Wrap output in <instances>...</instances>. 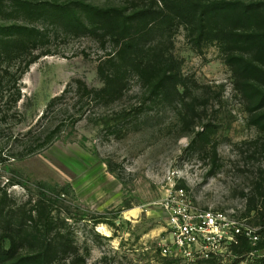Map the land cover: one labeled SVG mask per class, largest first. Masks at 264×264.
<instances>
[{
    "label": "rangeland",
    "instance_id": "rangeland-1",
    "mask_svg": "<svg viewBox=\"0 0 264 264\" xmlns=\"http://www.w3.org/2000/svg\"><path fill=\"white\" fill-rule=\"evenodd\" d=\"M32 1L68 4L84 16L90 6L120 8L128 17L157 4ZM4 18L0 24L43 35L35 51L41 57L28 71L26 61L0 62V197L31 210V200L47 194L75 241V264H187L161 254L167 233L160 203L174 171L183 172L178 185L202 207L228 211L255 233L263 229L264 134L235 90L226 47H198L175 25L144 30L139 61L122 54L111 62L119 48L96 25L80 31L49 18ZM103 73L118 80L116 94L101 92Z\"/></svg>",
    "mask_w": 264,
    "mask_h": 264
},
{
    "label": "trees",
    "instance_id": "trees-1",
    "mask_svg": "<svg viewBox=\"0 0 264 264\" xmlns=\"http://www.w3.org/2000/svg\"><path fill=\"white\" fill-rule=\"evenodd\" d=\"M156 1L155 8L137 10L127 17L120 8L90 6L84 16L68 4L32 0H15L8 4L7 0H0V16L6 21L18 14L33 19L49 18L68 30L87 31L91 25H96L114 39L119 48L111 62L120 59L122 54L130 57L131 63L137 61L147 47L142 42L146 29L153 32L184 26L198 47L206 42L226 47V63L233 71L235 90L256 112L253 124L264 134V88L259 87L264 85V0ZM42 35L40 30L27 26L0 24V62L3 59L26 61L25 70L28 71L41 57L35 51ZM153 65L151 61L150 67ZM103 78L101 92L116 94V77H106L103 73ZM176 85L174 80L173 87ZM57 100L54 98L49 107ZM49 191V195L56 193L53 188ZM47 198V194L42 193L35 202L31 200L33 208L26 210L7 194L0 197V264L76 263L78 251L68 232V224H60L55 218ZM262 217L257 218L263 227L255 233L258 240L242 236L233 247L237 256L234 264H264V255H254L264 251V214ZM23 249H30V252H23ZM208 264L220 263L210 261Z\"/></svg>",
    "mask_w": 264,
    "mask_h": 264
},
{
    "label": "built area",
    "instance_id": "built-area-1",
    "mask_svg": "<svg viewBox=\"0 0 264 264\" xmlns=\"http://www.w3.org/2000/svg\"><path fill=\"white\" fill-rule=\"evenodd\" d=\"M177 179H183V172L169 174L170 188L160 203L166 219L167 242L161 246L164 257L187 264H225L237 260L233 247L240 237L258 240L255 231L230 212L202 207Z\"/></svg>",
    "mask_w": 264,
    "mask_h": 264
},
{
    "label": "bare ground",
    "instance_id": "bare-ground-1",
    "mask_svg": "<svg viewBox=\"0 0 264 264\" xmlns=\"http://www.w3.org/2000/svg\"><path fill=\"white\" fill-rule=\"evenodd\" d=\"M136 214H137V211L133 210V211L129 212L127 215L134 217V216H136ZM101 230H104V229H101Z\"/></svg>",
    "mask_w": 264,
    "mask_h": 264
}]
</instances>
